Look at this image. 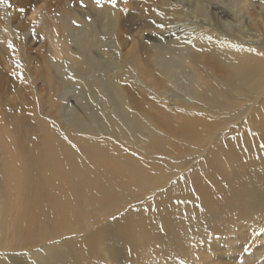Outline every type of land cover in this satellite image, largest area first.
<instances>
[{
  "label": "bare ground",
  "instance_id": "obj_1",
  "mask_svg": "<svg viewBox=\"0 0 264 264\" xmlns=\"http://www.w3.org/2000/svg\"><path fill=\"white\" fill-rule=\"evenodd\" d=\"M136 2L0 5V264H264V0Z\"/></svg>",
  "mask_w": 264,
  "mask_h": 264
},
{
  "label": "rangeland",
  "instance_id": "obj_2",
  "mask_svg": "<svg viewBox=\"0 0 264 264\" xmlns=\"http://www.w3.org/2000/svg\"><path fill=\"white\" fill-rule=\"evenodd\" d=\"M73 1V0H72ZM143 2L144 1H141V3L143 4ZM134 3H136L135 5H133V7H132V12H133V15L134 14H138L142 9H143V6L141 5V3L140 2H136V0H134ZM61 7L63 8V9H67V7H66V5H65V3H62V5H61ZM39 65V66H38ZM41 66V67H40ZM39 67V68H38ZM22 70H21V73L23 72L24 74L22 75L21 73H19L18 74V76L20 77V79H19V77H17V79H13V80H10V89L11 90H15V94L13 95V96H11V97H14L15 98V104H14V110H18L19 112L18 113H20V111H23V107H25V106H20V104L18 103L19 101H22V104L23 105H26V103H30L31 101H32V96H34L35 94H36V98L35 99H38L39 100V98H40V91H43V94H46V88H45V86H44V81H43V79H42V77H41V74H42V72H43V64H38V63H35L33 66H31L30 68L33 70V77L35 78V80H34V78L31 76L32 74H31V69L30 68H27V69H29L28 71H27V69H26V67L24 68V66L23 67H20ZM35 68L36 69H38L37 70V72L35 71ZM42 68V69H41ZM25 71H27V72H25ZM35 71V72H34ZM31 75H30V74ZM38 73V74H37ZM35 74V75H34ZM22 79V80H21ZM26 81H25V80ZM20 80H21V84H20ZM29 80V81H28ZM31 80V81H30ZM32 82V83H31ZM34 82V83H33ZM28 83V84H27ZM31 83V84H30ZM33 84V87H34V89L33 88H31L30 86ZM35 84V85H34ZM3 87H5V88H7V84L5 83L4 85H3ZM34 91H38L37 93H35L34 94ZM42 98V97H41ZM25 100V101H24ZM41 102H42V99H40V102H39V104H34V103H31V104H33V105H36L37 107H38V110H37V112H39L38 114H40V109H41V107H40V105H41ZM18 107V108H17ZM18 113H16L17 115H18ZM42 114V113H41ZM56 134H57V132H56ZM253 224H252V226H251V230H252V232L253 233H255V232H263V226H264V216L262 217V219L261 220H255L254 222H252ZM239 234H243V233H239ZM251 233H249L248 234V237H249V235H250ZM239 236V235H238ZM229 238V240H232V239H234L235 238V236L234 237H232V236H230V237H228ZM264 242V238L263 237H261L260 238V241H259V244L260 243H263ZM20 252V251H19ZM16 253H18V252H16Z\"/></svg>",
  "mask_w": 264,
  "mask_h": 264
},
{
  "label": "snow or ice",
  "instance_id": "obj_3",
  "mask_svg": "<svg viewBox=\"0 0 264 264\" xmlns=\"http://www.w3.org/2000/svg\"><path fill=\"white\" fill-rule=\"evenodd\" d=\"M109 2L111 3V5L113 7H115L116 4H117V0H109ZM94 3L98 7H102L103 6V0H94ZM125 3H127V0H125ZM0 5H3L6 8H12L13 7V5L9 3V0H0ZM80 6L81 7H86V5L83 3V0H80ZM24 11H25V9H23V8L19 9L20 13H24ZM33 11H35V9H33ZM124 11L126 12L127 10L125 9ZM33 23L35 24V21H33ZM73 23L76 24V21H73ZM153 23H155V21H153ZM77 26H79V25H77ZM156 26L158 28H160V29L164 28V25L162 23L161 24H157ZM5 31H7V29H5ZM35 34H36L35 33V28H33V35H35ZM208 39L211 40L212 37L209 36ZM188 42L191 43V41H188ZM7 47L13 52V54H15V52L17 51V49L15 48L14 44L11 41L8 42ZM16 64H17L18 67H23V65L20 64L19 60H16ZM13 74L15 75V73H13ZM70 78L74 79V77H70ZM65 139H67V137H65ZM260 147L264 148V144H262ZM178 203H183V201H178ZM145 210L147 211V209H145ZM113 219H115V217H113Z\"/></svg>",
  "mask_w": 264,
  "mask_h": 264
}]
</instances>
